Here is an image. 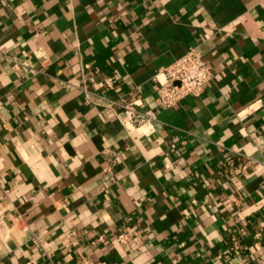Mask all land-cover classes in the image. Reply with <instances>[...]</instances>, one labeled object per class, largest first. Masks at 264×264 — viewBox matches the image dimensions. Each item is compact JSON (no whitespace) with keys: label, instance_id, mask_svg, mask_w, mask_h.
Masks as SVG:
<instances>
[{"label":"crops","instance_id":"1","mask_svg":"<svg viewBox=\"0 0 264 264\" xmlns=\"http://www.w3.org/2000/svg\"><path fill=\"white\" fill-rule=\"evenodd\" d=\"M191 49L213 79L165 107ZM85 262L264 264V0H0V264Z\"/></svg>","mask_w":264,"mask_h":264},{"label":"built area","instance_id":"2","mask_svg":"<svg viewBox=\"0 0 264 264\" xmlns=\"http://www.w3.org/2000/svg\"><path fill=\"white\" fill-rule=\"evenodd\" d=\"M212 79V68L198 51L191 49L173 65L155 76L160 103L165 107H175L187 96H199ZM111 104L118 107L116 115L127 133L138 132L136 134L149 136L154 132L157 117L153 111L141 110L135 101L125 99ZM103 155L106 163L104 170L110 173L117 165L116 153L113 150H106ZM4 192L6 193V190ZM109 193L110 189L106 188L103 196L107 198ZM103 239V236H99L95 242H102ZM116 241L121 246H127L132 242V238L128 233H121L117 235ZM45 255L50 259L49 252L45 251Z\"/></svg>","mask_w":264,"mask_h":264}]
</instances>
